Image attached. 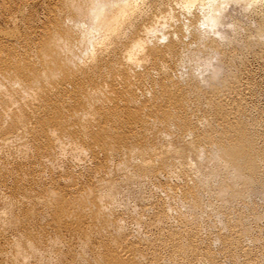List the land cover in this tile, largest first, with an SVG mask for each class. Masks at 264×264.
Returning <instances> with one entry per match:
<instances>
[{
	"label": "rangeland",
	"instance_id": "obj_1",
	"mask_svg": "<svg viewBox=\"0 0 264 264\" xmlns=\"http://www.w3.org/2000/svg\"><path fill=\"white\" fill-rule=\"evenodd\" d=\"M185 1L111 33L123 0H0V64L41 87L0 77V264H264V0H229L215 32Z\"/></svg>",
	"mask_w": 264,
	"mask_h": 264
},
{
	"label": "bare ground",
	"instance_id": "obj_2",
	"mask_svg": "<svg viewBox=\"0 0 264 264\" xmlns=\"http://www.w3.org/2000/svg\"><path fill=\"white\" fill-rule=\"evenodd\" d=\"M141 1H144V0H134L133 2L130 1V0H123V2L119 3L116 7L117 8H113L114 11L112 13V11L109 9L108 13H111L108 15L107 19H106V22H107V26L104 24L106 23L104 20V23H102L101 19H99L98 16H100L101 13L100 10L102 9L101 7V4H95L93 5L91 8H90V11H89V15H88V21L89 23L91 24V26L93 25L94 21L98 18L102 24V26L104 27H107L108 30H111V33L112 31H117L118 27H119V24L117 23L120 19L123 18V16L127 13H129V16L132 17L134 16L136 13H138L139 11V3ZM196 0H186L184 3H185V9L186 7L190 6V4L193 2L195 3ZM201 1V0H200ZM208 1V2H207ZM206 3L208 4V7H207V10H205V13L203 11V16L200 20V25L201 26H206V30H209V31H213L215 32V28L219 27V26H222L223 24V16H224V11H225V8L227 7V4L229 3V0H207ZM235 3L236 2H239V1H243V0H233ZM247 1V0H246ZM205 1H203L204 3ZM216 2V4H215ZM259 2V1H258ZM143 3V2H142ZM190 3V4H189ZM201 5V4H200ZM103 6V4H102ZM205 6V5H204ZM100 7V8H98ZM191 7V6H190ZM105 8V5L103 7L102 10H104ZM187 8V9H188ZM203 8V7H202ZM206 8V7H205ZM101 10V11H102ZM103 12V11H102ZM126 14V15H127ZM107 16V15H106ZM105 16V17H106ZM136 16V15H135ZM127 17V16H126ZM125 17V18H126ZM159 18V16H158ZM97 19V20H98ZM124 20V19H123ZM131 21V20H130ZM159 21V19H158ZM120 22V21H119ZM156 22V21H155ZM99 23V24H101ZM124 23V22H123ZM128 23V22H127ZM131 23V22H130ZM154 22H145V23H140L142 24L139 29H137V34H136V38L134 39V41H132L130 47H129V50L128 51H125V53L122 55V59L124 60V62L126 64H129V63H135L137 62V53H139L140 51H142V48H143V44H144V40H147L148 37L150 35H152V33L154 34V31H156L154 28L156 25L155 23L153 24ZM121 25V24H120ZM90 26V27H91ZM93 27V26H92ZM103 27V28H104ZM89 28V27H88ZM96 28V26H95ZM93 28H91L90 30V33L92 31ZM88 30V29H87ZM89 30L86 32L84 31V36H87L89 34ZM95 30V29H94ZM106 30V29H105ZM85 38H83L84 40ZM107 39V38H106ZM69 42L70 40L69 39H66L65 36L63 35H58L56 33H53L50 38H49V44H48V47L50 48V54L53 55L55 54L54 51L56 48H62L63 46L65 47V44L66 42ZM72 41V40H71ZM143 41V42H142ZM74 42V41H73ZM65 43V44H64ZM70 43V42H69ZM72 43V42H71ZM64 44V45H63ZM74 44V43H73ZM67 45V44H66ZM70 45V44H69ZM68 45V46H69ZM103 48V47H102ZM106 52V50H105ZM53 53V54H52ZM90 55H89V64L87 65V69H85V73L88 74H96L98 73V70L100 68V66L102 65L103 61H104V53L100 50L97 52H89ZM54 64H55V69H54V72H56L58 69H59V66L58 64L55 63V59L53 56H51L50 58ZM122 60V61H123ZM137 65V64H136ZM207 67V66H206ZM205 68V67H204ZM206 69V68H205ZM208 69V67H207ZM208 71V70H207ZM69 75V74H68ZM37 76H40V73L37 72L34 70V69H26L25 67H21V66H14L10 63H6V62H3L2 64H0V77H2V79L5 78V80H9L8 82L13 84V85H17L20 87V89L22 90V92L24 93L23 95L25 94H28L29 96V93L30 92H33L34 94H40L41 92V87H36L35 85V81L37 83L40 82V80H37ZM70 76V75H69ZM68 76V77H69ZM74 77V76H73ZM71 80V79H70ZM73 82H75V84L77 85V83L80 81L79 79H77V81L73 78L72 79ZM37 83V84H38ZM7 88V87H6ZM12 88V87H11ZM43 89V88H42ZM8 90V89H7ZM45 92V91H43ZM43 92H42V95H43ZM32 93V94H33ZM31 94V95H32ZM33 94V95H34ZM40 100V99H39ZM36 101V100H35ZM19 104V103H18ZM39 104V103H38ZM44 104V103H43ZM40 107V106H39ZM49 130V129H48ZM47 130V131H48ZM52 131V130H51ZM69 135V134H68ZM10 137L8 134H4L3 136L0 137V141L5 144L7 141L10 140ZM1 143V144H2ZM4 146V145H3ZM18 253V252H17ZM21 259V258H20Z\"/></svg>",
	"mask_w": 264,
	"mask_h": 264
}]
</instances>
